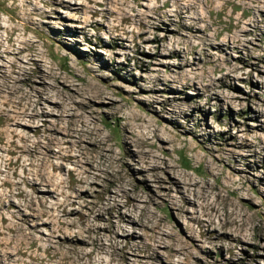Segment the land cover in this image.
<instances>
[{
    "label": "rangeland",
    "instance_id": "374dc122",
    "mask_svg": "<svg viewBox=\"0 0 264 264\" xmlns=\"http://www.w3.org/2000/svg\"><path fill=\"white\" fill-rule=\"evenodd\" d=\"M0 264H264V0H0Z\"/></svg>",
    "mask_w": 264,
    "mask_h": 264
}]
</instances>
